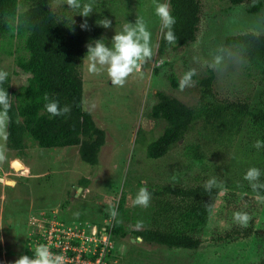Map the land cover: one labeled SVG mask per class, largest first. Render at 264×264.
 I'll return each instance as SVG.
<instances>
[{"label": "rangeland", "instance_id": "1", "mask_svg": "<svg viewBox=\"0 0 264 264\" xmlns=\"http://www.w3.org/2000/svg\"><path fill=\"white\" fill-rule=\"evenodd\" d=\"M256 2L232 6L229 0H200L195 42L170 49L165 55L158 53L163 29L154 11L157 0H86L94 10L87 18L68 9L67 0L52 2L51 8L60 19L71 20L72 24H82L87 19L89 27L84 31L88 45L96 40L95 33L100 30L98 39L103 38L111 46L112 37L122 31L126 22L134 24L137 18L142 19L152 33L153 55L142 63L138 72L130 74L123 85L112 83L106 70L90 71V62L87 57L84 59L81 70L84 105L106 132V143L96 166L79 158L78 147L44 149L28 139L24 151H14L7 142L8 121L6 126L0 127V169L11 174L9 179L15 181V185L0 184V264H15L22 255L33 256L32 250L49 238L50 228H55L56 223L66 227L78 223L102 226L114 221L117 215L129 234L115 242L112 239L114 252L110 264H260L264 260V241L260 239L233 243L213 241L231 229L232 217L237 227L247 226L250 219L256 220V227H264L263 200L249 204L226 203L224 198L229 191L225 189L214 203L209 222L200 234L204 243L198 250H170L144 243L132 233L149 227L143 215L149 213L154 203L152 197L146 206L136 203L141 188L206 184L209 165L219 167L226 162L227 155L215 158L214 146L204 144L207 155L204 164L194 163L185 156V145L202 143L197 134L199 128L165 157L150 159L148 146L166 129L164 121L154 120L150 115L159 91L195 107L200 98L199 82L208 77L209 69L215 72L213 89L218 98L242 101L240 99L256 95L257 89L262 88L259 76L247 70L242 56L225 46L229 36L249 32L264 35V1L260 12H249ZM104 18L112 21L108 29L98 23ZM25 55L21 43L15 40L9 45L0 36V71L8 73L14 90L27 83L28 75L15 64L18 57ZM189 71L193 72L192 84L181 88V80ZM171 74L177 77V89L171 85ZM139 131L142 133L138 134ZM16 160L24 163L29 173L12 171L11 163ZM236 169L242 170L237 165ZM226 174L227 171L221 170L217 181L231 185ZM234 175L241 180L240 175ZM82 179L88 182L86 189L79 184ZM76 187L83 190L78 193ZM123 197L127 216L117 212L118 202ZM239 209L249 216L244 226L234 219Z\"/></svg>", "mask_w": 264, "mask_h": 264}, {"label": "trees", "instance_id": "2", "mask_svg": "<svg viewBox=\"0 0 264 264\" xmlns=\"http://www.w3.org/2000/svg\"><path fill=\"white\" fill-rule=\"evenodd\" d=\"M53 1L0 0V36L9 45L15 40L23 45L26 55L18 57L15 64L28 75L26 85L19 90L12 88L9 76L0 83V88L10 95L8 146L22 152L28 147L27 140L31 139L44 149L78 147L79 158L96 166L106 143V132L97 125L84 105L81 70L89 40L80 22L72 24L71 20L58 17L51 8ZM253 1L257 2L249 12L257 14L264 0H229V3L240 6ZM169 3L177 21L174 30L178 40L169 44L164 39L166 30H163L158 48L160 55L195 42L200 23V0H169ZM99 34L100 30L95 33L96 40ZM225 46L246 60L247 70L259 76L262 88L257 89L255 96L240 99L242 101L222 100L213 89L215 72L209 69L208 77L199 82L200 98L195 107L157 92L158 101L152 107L150 116L164 121L166 129L157 141L148 146V157H165L199 128L197 134L202 143L185 145V156L194 163L204 164L207 155L203 144L214 146V157L224 158L227 155V159L219 167L209 165L208 180L212 177L217 179L220 171L224 170L227 171L224 176L231 179L232 184L222 185L218 180L219 186H214L211 191L206 190V184L197 183L194 186L166 185L160 189H148L154 203L149 213L143 216L148 220L149 227L132 231L144 243L170 250H198L204 243L200 234L224 189L229 191L224 198L226 203L241 201L249 204L254 200H263L264 203V188L254 190L244 179L248 169L256 167L262 174L254 182L264 183V148L255 146L257 140H264V35L249 32L229 36ZM169 80L173 88L179 87L174 74L169 76ZM50 100L58 101L60 108L66 106L68 111L53 116L45 108ZM236 165L242 170L238 171ZM234 174L240 175L241 180ZM79 184L84 189L88 186L86 179ZM118 203L117 212L127 216L125 197ZM118 216L111 230L114 242L129 234ZM229 221L231 229L213 239L215 243H233L249 238L264 241V227H256V220L250 219L244 227H237L233 217ZM260 264H264V260Z\"/></svg>", "mask_w": 264, "mask_h": 264}, {"label": "clouds", "instance_id": "3", "mask_svg": "<svg viewBox=\"0 0 264 264\" xmlns=\"http://www.w3.org/2000/svg\"><path fill=\"white\" fill-rule=\"evenodd\" d=\"M67 7L70 10L76 11L81 17L87 18L94 11L93 7L89 3H85L84 0H67ZM155 15L159 18L161 28L166 30L164 32V39L169 44L177 43V36L174 30L176 24V17L170 11L169 0H157L155 7ZM103 28L108 29L111 27L112 21L108 18H104L98 22ZM82 30L88 29L87 19L80 25ZM152 33L148 26L142 19L137 18L136 22H126L123 25L122 31L115 33L111 39V46L107 45L103 38L97 39L87 46V59L89 60V70L92 72L106 70L107 74L111 78L112 83L117 85H123L126 78L129 77L134 71H139L142 63L153 55L151 47ZM193 72L189 71L185 73L181 80L180 87L184 88L191 86ZM8 73L0 71V83L7 79ZM10 95L7 90L0 88V127L6 126L7 111L10 107ZM45 108L47 112L53 116L66 113L68 108H60L59 102L56 100H50ZM258 149L264 148V140H257L256 145ZM12 164V163H11ZM12 167V166H11ZM20 173L21 171H15ZM24 173V172H23ZM6 174V173H5ZM262 172L259 168H249L245 173L244 179L249 181L250 186L255 190L257 188H264V183H258V178ZM11 174L9 175V177ZM9 177L4 183L14 182ZM15 185V184H14ZM218 187L219 184L215 177L206 181V190L211 191L213 187ZM80 188V187H79ZM83 190V188H81ZM81 190V191H82ZM79 193V191H78ZM151 193L146 188H141L136 197V203L141 205H147L150 200ZM234 219L241 226L247 224L249 216L246 212L234 213ZM109 222V221H108ZM113 224V221H110ZM107 222H105L106 224ZM91 225V224H90ZM99 226V225H94ZM101 227V226H99ZM112 237V233H111ZM33 256L22 255L15 261V264H64L65 257L61 254L54 253L50 250L47 244H39L35 247ZM114 252V247H113ZM111 261V258L109 259Z\"/></svg>", "mask_w": 264, "mask_h": 264}, {"label": "built area", "instance_id": "4", "mask_svg": "<svg viewBox=\"0 0 264 264\" xmlns=\"http://www.w3.org/2000/svg\"><path fill=\"white\" fill-rule=\"evenodd\" d=\"M9 175L0 169V183ZM72 227L56 223L55 228H50L49 238L40 244H47L52 252L63 255L64 264H110L114 247L110 221L101 227L88 223Z\"/></svg>", "mask_w": 264, "mask_h": 264}, {"label": "water", "instance_id": "5", "mask_svg": "<svg viewBox=\"0 0 264 264\" xmlns=\"http://www.w3.org/2000/svg\"><path fill=\"white\" fill-rule=\"evenodd\" d=\"M11 166H12V168H13L15 171H23L22 169H25V167L22 166L21 162L18 161V160L13 161L12 164H11ZM18 169H20V170H18ZM7 184H8V185H11V184L14 185V182H10V181H8ZM81 190H82L81 188L76 187V191H79V192H80ZM76 191H74V193H75ZM74 193H73V194H74ZM133 236H136V235L134 234Z\"/></svg>", "mask_w": 264, "mask_h": 264}, {"label": "crops", "instance_id": "6", "mask_svg": "<svg viewBox=\"0 0 264 264\" xmlns=\"http://www.w3.org/2000/svg\"><path fill=\"white\" fill-rule=\"evenodd\" d=\"M21 162V161H20ZM22 163V162H21ZM23 165H24V167L26 168V170H27V173H29V168L24 164V163H22ZM11 180V179H10ZM12 181H14V180H12ZM14 184H15V181H14ZM54 210H56V209H54Z\"/></svg>", "mask_w": 264, "mask_h": 264}, {"label": "bare ground", "instance_id": "7", "mask_svg": "<svg viewBox=\"0 0 264 264\" xmlns=\"http://www.w3.org/2000/svg\"><path fill=\"white\" fill-rule=\"evenodd\" d=\"M22 164V163H21ZM22 166H24L23 164H22ZM18 170H20V169H18ZM23 171H21V172H25L26 171V168L25 169H22Z\"/></svg>", "mask_w": 264, "mask_h": 264}]
</instances>
